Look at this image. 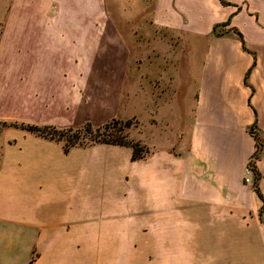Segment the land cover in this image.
<instances>
[{"label": "crops", "instance_id": "0c3cea01", "mask_svg": "<svg viewBox=\"0 0 264 264\" xmlns=\"http://www.w3.org/2000/svg\"><path fill=\"white\" fill-rule=\"evenodd\" d=\"M130 70L168 103L166 146L66 151L21 128L0 153V264H104L115 233L94 217H196V264H264V0H0V108L21 122L117 118Z\"/></svg>", "mask_w": 264, "mask_h": 264}, {"label": "rangeland", "instance_id": "374dc122", "mask_svg": "<svg viewBox=\"0 0 264 264\" xmlns=\"http://www.w3.org/2000/svg\"><path fill=\"white\" fill-rule=\"evenodd\" d=\"M90 20H97V15H94V18L90 16ZM105 20L111 21L112 19L106 18ZM157 41L159 42V40L151 42L154 45L152 47L159 51L160 49L157 45H160V43ZM147 43L146 40L140 38L135 46L138 58L141 59L137 64L141 68L146 63L142 61V57H144L145 51L149 49ZM170 48L177 49L178 47L170 46ZM156 51H153V53L156 54ZM184 52H189L187 47H185ZM156 64L160 66L163 63L158 61ZM158 66L154 65L152 68L149 66V69L151 68L152 71L158 72ZM141 78V74L138 71H129L127 80L131 91L130 94L127 92L120 96L115 107V115L119 119L132 120V125L128 128L131 137L139 139L145 145L148 143L157 147L166 146L168 143L166 130L161 124H153L151 119L155 116L159 121H162L163 117L168 113V103H161L160 101V106L157 107L159 102L156 103V96L152 92V88L147 85L143 89ZM177 102V100L173 101V103ZM184 102L186 104L192 103V95L186 94ZM0 119L8 121L18 120V122L36 120L33 116H25L23 119L17 118L15 113L7 112L1 108ZM84 124L56 127L64 130L70 127L76 129ZM3 128L4 126L0 123V131ZM4 130L0 133V153L3 151L2 145L7 139L18 137L23 132V129L14 126H8ZM67 136L68 134L64 136V141ZM79 140L89 141L90 138L85 134H81ZM94 218L89 222L90 232L95 231L98 225H101L105 232L111 231L115 233L114 236L110 233V238H107V240H111V243H108L105 247L104 264H196V217H163L162 221L160 217H154L155 219L152 221H148V217ZM117 232H121L118 238H116ZM117 248H119V251H117ZM113 249H115V252H113Z\"/></svg>", "mask_w": 264, "mask_h": 264}, {"label": "trees", "instance_id": "16d2710c", "mask_svg": "<svg viewBox=\"0 0 264 264\" xmlns=\"http://www.w3.org/2000/svg\"><path fill=\"white\" fill-rule=\"evenodd\" d=\"M249 75V72L246 74V78ZM0 123L4 126H14L23 128L38 135L55 139L58 141H64V136L68 134L64 144V149L66 151L70 150L71 147L76 145L87 146L94 142H105V143H112V144H120V145H127L132 147L133 159H139L146 156L149 152L148 146L143 144L139 139H135L134 137L130 136L128 128L132 125L131 119H119L113 117L110 121L104 123L103 125L93 126L91 122H86L82 127L79 128H67L66 130L60 129L53 125H38L34 123H25V122H18V121H7V120H0ZM118 128V129H117ZM117 129V131H115ZM120 131V133H118ZM81 134H85L89 136V141H80ZM262 142H258L257 150L254 154V157L251 159V164L253 165L255 171V186L257 191L263 195L258 187V177L259 171L256 167V158L260 155L262 150ZM262 211V210H261Z\"/></svg>", "mask_w": 264, "mask_h": 264}, {"label": "built area", "instance_id": "2783aa9c", "mask_svg": "<svg viewBox=\"0 0 264 264\" xmlns=\"http://www.w3.org/2000/svg\"><path fill=\"white\" fill-rule=\"evenodd\" d=\"M250 162H251V160L249 161L248 165L245 167V180L247 182H253L252 181L253 179H252L251 175L253 173L254 168H253V165Z\"/></svg>", "mask_w": 264, "mask_h": 264}]
</instances>
